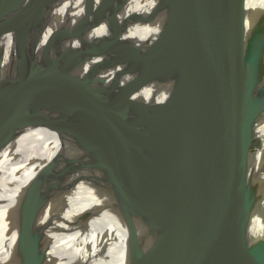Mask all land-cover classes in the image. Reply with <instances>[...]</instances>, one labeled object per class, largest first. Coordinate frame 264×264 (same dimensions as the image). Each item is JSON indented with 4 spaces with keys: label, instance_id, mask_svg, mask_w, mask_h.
<instances>
[{
    "label": "bare ground",
    "instance_id": "obj_1",
    "mask_svg": "<svg viewBox=\"0 0 264 264\" xmlns=\"http://www.w3.org/2000/svg\"><path fill=\"white\" fill-rule=\"evenodd\" d=\"M234 2L227 0L228 11ZM168 9V0H125L118 10L108 0H64L32 28L27 52L39 62L37 78L0 114V264H126L127 217L134 209L125 178L112 173L114 162L132 144L129 124L147 135L159 116L165 129L185 98L182 69L162 73L161 59L150 52ZM245 19L246 48L255 51L264 0H246ZM58 27L72 30L49 46ZM214 29L228 43L227 28L218 23ZM22 52L11 39L2 54L0 82L15 73ZM237 54L243 55L239 47ZM259 69L264 71V62ZM73 100L86 107L72 109ZM262 102L264 95L257 104ZM115 105V113L99 120ZM148 114L152 123L139 126ZM104 123V130L95 131ZM250 138L263 144L250 150L243 168L248 264L264 255V108L254 111ZM37 183L42 233L17 241L19 202ZM137 220L149 247L156 234L149 235L142 218ZM38 237L45 247L36 245Z\"/></svg>",
    "mask_w": 264,
    "mask_h": 264
},
{
    "label": "water",
    "instance_id": "obj_2",
    "mask_svg": "<svg viewBox=\"0 0 264 264\" xmlns=\"http://www.w3.org/2000/svg\"><path fill=\"white\" fill-rule=\"evenodd\" d=\"M63 1L0 0V76L9 40L16 39L24 50L15 73L0 82V114L35 83L39 62L29 60L27 52L31 30L49 8ZM108 1L116 10L125 2ZM215 1L168 0L163 29L150 47L154 59H161L162 73L182 69L181 112L166 119L165 129L155 115L149 135L124 123L129 124L132 144L124 146L112 173L125 178V195L134 209L127 217L126 264H248L242 182L251 150L252 117L264 108V102L257 104L264 95V71L259 69L264 62V24L258 49L248 50L246 0H235L230 11L227 0H217L212 10ZM218 23L227 28L228 43L214 29ZM71 30H52L49 46ZM45 93L39 92V97ZM71 107L82 110L86 105L73 100ZM116 107L99 114V120H106ZM153 117L148 114L139 126L149 127ZM105 127L104 123L94 129L100 133ZM134 180L137 184L132 185ZM41 208V190L34 185L17 208V241L42 233ZM137 217L149 235L156 234L149 247L139 233ZM37 240L38 247H45V240ZM252 261L264 264V255Z\"/></svg>",
    "mask_w": 264,
    "mask_h": 264
},
{
    "label": "rangeland",
    "instance_id": "obj_3",
    "mask_svg": "<svg viewBox=\"0 0 264 264\" xmlns=\"http://www.w3.org/2000/svg\"><path fill=\"white\" fill-rule=\"evenodd\" d=\"M10 42H11V40H9V42H8L7 44H9ZM7 44L5 45L3 51H5ZM2 53H3V52H2ZM260 144H263V140H260V139H253V140H252V143H251V149L256 148V147L259 146ZM37 187H38V189H40V188H41V185L37 183ZM40 190H41V189H40Z\"/></svg>",
    "mask_w": 264,
    "mask_h": 264
}]
</instances>
